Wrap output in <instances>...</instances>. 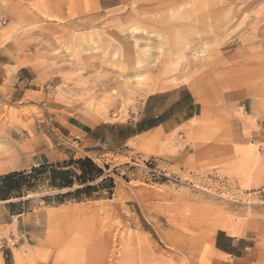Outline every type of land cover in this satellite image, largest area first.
Masks as SVG:
<instances>
[{
    "label": "rangeland",
    "instance_id": "obj_1",
    "mask_svg": "<svg viewBox=\"0 0 264 264\" xmlns=\"http://www.w3.org/2000/svg\"><path fill=\"white\" fill-rule=\"evenodd\" d=\"M0 64V175L103 171L0 202L5 264H264V0H0ZM180 85L204 109L185 134L113 137ZM232 229L242 260L214 251Z\"/></svg>",
    "mask_w": 264,
    "mask_h": 264
},
{
    "label": "crops",
    "instance_id": "obj_2",
    "mask_svg": "<svg viewBox=\"0 0 264 264\" xmlns=\"http://www.w3.org/2000/svg\"><path fill=\"white\" fill-rule=\"evenodd\" d=\"M2 65L0 64V85L5 79L1 72ZM24 71V67H19L15 75L17 80L26 84L28 79L22 75ZM203 112V106L198 99L187 88L180 85L148 95L136 118L133 117L132 120L124 124H111L110 126L115 128L113 137L121 138L125 142L143 134L156 133L166 137L174 132L184 133L187 131V128H191L193 121L200 118ZM103 126L105 123H99L89 130L98 136V141L104 136V133H101ZM222 231L227 234H216L213 242L214 251L221 257L227 256L232 260L244 259L247 246L242 244L240 239L231 237L242 235H236L235 229ZM0 264H5L3 256H0Z\"/></svg>",
    "mask_w": 264,
    "mask_h": 264
},
{
    "label": "trees",
    "instance_id": "obj_3",
    "mask_svg": "<svg viewBox=\"0 0 264 264\" xmlns=\"http://www.w3.org/2000/svg\"><path fill=\"white\" fill-rule=\"evenodd\" d=\"M74 165V171L66 170L65 167ZM103 175V171L97 167L90 159H80L65 166L40 165L28 171L11 172L0 175V202L11 199H19L29 193L38 191L41 187L50 189H70L76 184L78 188L76 194L89 193L96 189L90 185ZM113 188L112 180L103 179ZM70 193L57 194L54 198L57 203H62ZM50 197H45L49 199ZM13 205V204H11Z\"/></svg>",
    "mask_w": 264,
    "mask_h": 264
},
{
    "label": "built area",
    "instance_id": "obj_4",
    "mask_svg": "<svg viewBox=\"0 0 264 264\" xmlns=\"http://www.w3.org/2000/svg\"><path fill=\"white\" fill-rule=\"evenodd\" d=\"M154 176H157V177H164V178H167V175L161 173V172H158V171H154L152 170L151 172ZM259 192L261 194H264V185L260 188Z\"/></svg>",
    "mask_w": 264,
    "mask_h": 264
}]
</instances>
